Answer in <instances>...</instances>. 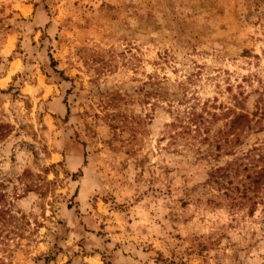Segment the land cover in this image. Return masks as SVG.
<instances>
[{"label":"rangeland","instance_id":"obj_1","mask_svg":"<svg viewBox=\"0 0 264 264\" xmlns=\"http://www.w3.org/2000/svg\"><path fill=\"white\" fill-rule=\"evenodd\" d=\"M0 264H264V0H0Z\"/></svg>","mask_w":264,"mask_h":264}]
</instances>
